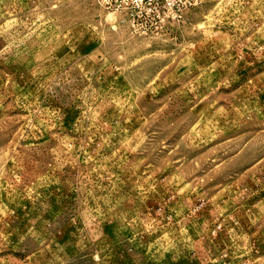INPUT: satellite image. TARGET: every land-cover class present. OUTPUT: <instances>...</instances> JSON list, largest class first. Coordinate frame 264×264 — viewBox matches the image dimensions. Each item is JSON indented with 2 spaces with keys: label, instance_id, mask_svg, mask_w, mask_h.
Returning a JSON list of instances; mask_svg holds the SVG:
<instances>
[{
  "label": "rangeland",
  "instance_id": "rangeland-1",
  "mask_svg": "<svg viewBox=\"0 0 264 264\" xmlns=\"http://www.w3.org/2000/svg\"><path fill=\"white\" fill-rule=\"evenodd\" d=\"M0 264H264V0H0Z\"/></svg>",
  "mask_w": 264,
  "mask_h": 264
}]
</instances>
